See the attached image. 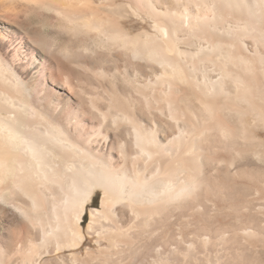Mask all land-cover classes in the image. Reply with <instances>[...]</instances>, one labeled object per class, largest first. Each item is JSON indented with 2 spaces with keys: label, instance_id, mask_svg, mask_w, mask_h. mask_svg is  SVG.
<instances>
[{
  "label": "bare ground",
  "instance_id": "6f19581e",
  "mask_svg": "<svg viewBox=\"0 0 264 264\" xmlns=\"http://www.w3.org/2000/svg\"><path fill=\"white\" fill-rule=\"evenodd\" d=\"M27 1L70 45L0 25V264H170L171 237L203 258L255 247L264 0Z\"/></svg>",
  "mask_w": 264,
  "mask_h": 264
},
{
  "label": "rangeland",
  "instance_id": "374dc122",
  "mask_svg": "<svg viewBox=\"0 0 264 264\" xmlns=\"http://www.w3.org/2000/svg\"><path fill=\"white\" fill-rule=\"evenodd\" d=\"M35 3L27 0H0V25L5 29L4 32L9 34L10 36H15L16 26H20L25 31H28L30 35L34 38L35 41H40L37 43L39 46L40 43L50 42L54 43L56 46H65L70 45V41L68 40L67 36L64 35L65 32L62 30L59 23H57L53 18L48 17L45 18L41 14V12L35 8ZM40 15V16H39ZM26 27V28H25ZM136 29H134L135 31ZM133 31V32H134ZM0 43V48L5 49V45ZM3 47V48H2ZM106 52V51H105ZM107 54V53H105ZM256 132L262 139H264V130L261 128H257ZM101 196L102 193L100 190H97L95 194L92 196V202L87 206L86 212L83 215V223L82 226L85 229L87 226V223L89 221V210L91 208H99L101 205ZM202 216H204V213L201 211L199 212ZM243 213V214H242ZM238 212V211H225L223 210L221 212V216L229 218L231 224L235 223L236 217L238 215H246L248 218H252L254 216V211L249 210L247 212ZM244 215V216H245ZM175 224V223H174ZM190 227L186 229V234H189ZM169 231H171V234L177 235V229H174V227L169 224ZM174 231V233H173ZM161 234L158 233L157 236H160ZM184 238L187 240V237L184 236ZM259 238V237H258ZM185 243L181 244L179 247L178 239L175 237L170 238L171 247L170 250L175 247V250L177 248L179 250L173 251L171 250L169 261L170 264H214L215 258L217 254V257L220 260H223V262H236L238 260H241L243 263L247 262L248 264H254L255 261H262L264 262V237L260 236V239H254L255 247L248 246L244 242H238L234 245H221L217 246L213 252L208 256H201L199 253H194V251L189 247L186 246ZM103 244L106 246L108 245L107 241H104ZM176 244H178V247L176 248ZM96 243L94 242V239L87 237V241H85L82 246L78 248V250L75 251H81L83 252L85 249H96ZM181 248V249H180ZM181 250V251H180ZM193 251V252H192ZM181 252H184L181 253ZM200 256H199V255ZM214 255V256H213ZM52 257V255L45 256L42 258V261L45 259H48ZM127 257V258H126ZM120 264H141L138 259H133L128 256H126ZM130 258V259H129ZM207 258V259H206ZM127 259V260H126ZM208 260V261H207ZM116 257L112 258L110 261V264H116ZM126 261V262H125ZM97 263V262H96ZM69 264H80L79 261H71L69 260Z\"/></svg>",
  "mask_w": 264,
  "mask_h": 264
}]
</instances>
